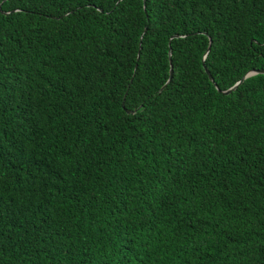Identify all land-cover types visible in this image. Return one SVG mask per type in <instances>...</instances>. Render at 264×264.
<instances>
[{"label":"trees","instance_id":"trees-1","mask_svg":"<svg viewBox=\"0 0 264 264\" xmlns=\"http://www.w3.org/2000/svg\"><path fill=\"white\" fill-rule=\"evenodd\" d=\"M259 69L264 0H0V264H264Z\"/></svg>","mask_w":264,"mask_h":264},{"label":"water","instance_id":"water-1","mask_svg":"<svg viewBox=\"0 0 264 264\" xmlns=\"http://www.w3.org/2000/svg\"><path fill=\"white\" fill-rule=\"evenodd\" d=\"M205 70H206V72H207L209 78H210L211 80H213V78H212L211 74L209 73L208 69L205 68ZM256 72H264V69L253 70V71H250V72L246 73V74H245L240 80H238L234 85H232V86L229 87L228 89L224 90L223 92H224V93H228V92H230V91L233 90V89H234L239 83H241V81H243V79H244L245 77H247V76H249V75H251V74H253V73H256ZM172 73H173V67H172V64H171V65H170V70H169L168 81L171 79V77H172ZM168 81H167V82H168Z\"/></svg>","mask_w":264,"mask_h":264}]
</instances>
